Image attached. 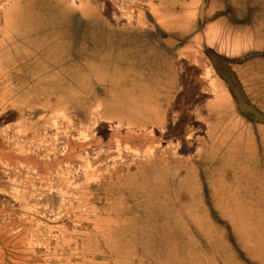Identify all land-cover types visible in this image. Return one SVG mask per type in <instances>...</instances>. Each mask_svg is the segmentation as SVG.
<instances>
[{
    "label": "crops",
    "instance_id": "crops-1",
    "mask_svg": "<svg viewBox=\"0 0 264 264\" xmlns=\"http://www.w3.org/2000/svg\"><path fill=\"white\" fill-rule=\"evenodd\" d=\"M239 1L12 0L0 13V88L25 92L10 99L11 93L7 94L3 102L21 120L30 107L45 104L81 130L87 131L92 122L120 124L136 133L151 132L153 143L164 138L163 145H151L145 153L144 147L139 148L143 153L136 155V194L129 201H150L138 190L162 183L172 188L165 190L169 197L158 202L157 210L167 208L176 194L181 199L194 194L200 201V209L188 205L185 210L187 217L197 219L200 231H206L205 238L197 236L204 244L212 242L210 234L218 229L210 219L212 212L234 220L241 234L249 235L253 229L241 221V212H231L221 194V187L232 179L237 186L258 174L264 176L260 164L264 151L256 142L260 143L257 138L264 123L242 108L245 100L254 108L262 104L251 93L252 65L245 59L264 41L252 36L247 18L230 13ZM35 24L53 25L60 32L54 37L48 29L43 40L38 35L28 38L26 30ZM146 40L148 45L155 42L159 65L148 67L149 58L147 67L142 65L140 51L145 50ZM111 71L117 72L118 81L104 76ZM99 87L111 92L94 94ZM36 90L54 93L40 98L33 94ZM126 96L124 102L118 101L123 105L121 114L110 110ZM181 123L184 129L176 134ZM175 136L183 140L176 143ZM189 147L193 151L185 152ZM224 150L231 154L227 163ZM252 162L257 165L254 174L240 170ZM204 183L207 192L201 198ZM242 205L238 204L240 210ZM135 207L138 217L154 211L150 205ZM110 237L125 241L119 232ZM134 241L136 264H147L150 255L148 248H142L148 246L144 234L136 230Z\"/></svg>",
    "mask_w": 264,
    "mask_h": 264
},
{
    "label": "rangeland",
    "instance_id": "rangeland-1",
    "mask_svg": "<svg viewBox=\"0 0 264 264\" xmlns=\"http://www.w3.org/2000/svg\"><path fill=\"white\" fill-rule=\"evenodd\" d=\"M10 1L0 0V13ZM235 10L229 9L230 13L243 15L237 14L238 19L247 18L252 36L264 41V0H240ZM53 27L35 24L26 30V35H38L43 40L42 35L51 29L55 37L60 31ZM148 44L146 40L145 50L140 51L142 65H159L155 42L154 46ZM256 50L245 62L252 65L251 93L255 99L261 98L262 104L255 109L264 114V44L257 43ZM104 76H113L109 79L113 82L119 77L116 71ZM109 91L99 87L93 92ZM22 92L25 91L7 92L0 88V264H136V230L147 241L148 246L142 247L148 248L147 264H202V260H206L205 264H264V176L258 174L252 184L243 180L237 186L232 179L230 185L221 187L231 212H241V221L253 229L249 235L243 236L234 220L212 212L210 219L218 229L210 234L212 242L204 244L197 236L205 238L206 231L201 232L197 219L186 215L188 205L191 210L200 209L194 194H187L185 199L176 194L167 208L157 210L154 207L158 202L169 197L165 190L172 187L152 183L138 191L143 190L139 196H149L154 203L129 201L136 194V155L141 156L151 145H163L164 138L153 143L151 132L136 133V129L120 124L92 122L87 131L81 130L75 123H68L65 114L56 113L52 105L45 104L33 105L21 120L3 101L7 94L11 93L7 97L10 99ZM49 93L54 91H33L40 98ZM190 93L194 94L195 89L190 88ZM127 98L115 100L119 106L110 110L121 114L119 107L123 105L118 101ZM252 104L245 100L242 107ZM183 125L176 126V134L184 129ZM259 135L260 143L256 142L264 151V132ZM172 140L178 143L183 139L175 136ZM140 147H144L142 153ZM187 150L191 152L193 148ZM223 152L226 162L231 154ZM260 164L264 167V163ZM240 170L254 174L257 165L252 162L249 168ZM205 192L204 183L201 198ZM135 205H150L154 211L138 217ZM118 232L125 238L123 243L111 240L110 236ZM111 255L113 259L108 258Z\"/></svg>",
    "mask_w": 264,
    "mask_h": 264
},
{
    "label": "water",
    "instance_id": "water-1",
    "mask_svg": "<svg viewBox=\"0 0 264 264\" xmlns=\"http://www.w3.org/2000/svg\"><path fill=\"white\" fill-rule=\"evenodd\" d=\"M243 110L246 113L251 114L256 121L264 123V114L257 112V110L254 107L251 106L249 107L245 105V108H243Z\"/></svg>",
    "mask_w": 264,
    "mask_h": 264
}]
</instances>
